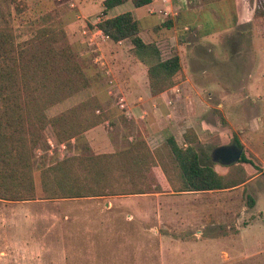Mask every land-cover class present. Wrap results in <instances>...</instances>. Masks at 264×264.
I'll return each instance as SVG.
<instances>
[{"label":"rangeland","instance_id":"1","mask_svg":"<svg viewBox=\"0 0 264 264\" xmlns=\"http://www.w3.org/2000/svg\"><path fill=\"white\" fill-rule=\"evenodd\" d=\"M18 1L22 11L13 12L11 21L16 43L29 42L42 28L64 31L108 109L106 113L101 104L109 125L93 128L88 138L84 133L60 142L66 145L64 158L57 148L48 150L46 141L34 150L33 175L40 198V169L69 156L84 155L86 148L93 154L118 152L147 136L143 129L133 130L127 125L123 131L117 125L115 117L121 111L116 100L120 95L127 97L126 89L118 72H109L108 59L100 56L99 39L91 40L92 32L83 34L87 20L71 6L80 4L86 14H91L87 19L96 22V17L104 14H96L100 0ZM212 1L218 3L152 0L145 7L155 18L146 23L155 19L156 24L162 22L157 28L166 31L165 37L151 32L143 35L146 41L152 38L149 44H156L161 59L178 53L181 57V79L164 97L171 101L169 107L175 106L177 119L182 121L181 130L175 133L178 143L182 144L190 131L197 140L193 146L201 164L223 174L227 168L212 158V152L237 140L251 163L242 164L248 177L245 184L209 192H174L168 188L147 205L139 198H127L110 211L105 198L90 200L100 203L98 212L111 219L110 230L97 229L102 221L87 202L0 200V264H264V13L259 0ZM74 21L80 26L71 42L66 27ZM167 21L172 23L169 29L164 26ZM211 32L218 33L210 37ZM144 58L151 60L145 54ZM121 62L118 57L112 65L118 68ZM82 97L77 96L75 103ZM186 126L190 128L181 134ZM165 136L150 142V148L161 147ZM115 138L121 142L112 144ZM108 142L113 146H104ZM39 148L42 152L36 154ZM138 203V209L150 213L137 214L135 220L128 218Z\"/></svg>","mask_w":264,"mask_h":264},{"label":"trees","instance_id":"2","mask_svg":"<svg viewBox=\"0 0 264 264\" xmlns=\"http://www.w3.org/2000/svg\"><path fill=\"white\" fill-rule=\"evenodd\" d=\"M124 2L105 0L104 13ZM151 2L132 0L135 8ZM211 2L215 1L203 0L205 4ZM259 2L264 13V0ZM22 6L18 0H0V200L97 198L162 193L168 188L174 192H207L245 184L248 177L242 164L251 163L244 155L224 174L217 173L201 164L193 147L197 140L189 131L183 137L184 146L167 136L153 152L138 138L114 153L93 154L86 148L84 155L69 156L40 169L42 195L38 198L34 150L49 137L58 143L76 139L101 125L107 116L95 96L54 117L47 116L51 107L93 87V80L62 30L42 28L29 42L16 43L12 14L20 13ZM164 26L169 29L172 23L167 21ZM96 28L114 43L129 41L131 51L140 54L150 96L166 92L181 79L179 56L161 59L155 46L140 38V22L131 12L106 17ZM144 54L151 60L144 61ZM235 143L241 147L237 140Z\"/></svg>","mask_w":264,"mask_h":264},{"label":"crops","instance_id":"3","mask_svg":"<svg viewBox=\"0 0 264 264\" xmlns=\"http://www.w3.org/2000/svg\"><path fill=\"white\" fill-rule=\"evenodd\" d=\"M105 0H100V9L99 11L96 13H100L101 11H105L104 7H103V2ZM218 3L216 2H212L209 5H214ZM219 3H221L219 1ZM73 7L76 8L77 13L79 14L80 17L86 19L87 21L85 22V28L89 29L90 31H95L96 30V22H93L94 20H89L87 18L91 17V14H86V12H84V10H86L85 8H82L80 4L74 2L72 4ZM146 7H140V8H135L132 4V0H126V2H124L123 4L113 8L110 11L105 12L104 14L106 15V17H113L119 14H123L125 12H131L134 16V18L136 20H138L140 22L141 25V33H140V38L142 39V41L145 44H149L152 43V38H150L149 41H146L144 39V35L143 33H147L149 34L150 32L153 34H157L159 36L162 35V37H165V35H163V33H165L166 31H161L159 30L158 25H162V22H159V24H156V19L147 24L146 20H152L151 18H155L154 15L149 14L146 12ZM77 14V15H78ZM171 18V17H170ZM154 23V24H153ZM89 25V26H88ZM79 22L74 21L70 24L67 25L66 27V33L68 38L70 39L71 42H74V37L73 34L75 33V31L79 32ZM90 27H93V29H90ZM157 28V29H156ZM169 31V30H167ZM218 32H214V33H208V36L212 37L213 35L217 34ZM79 34V33H78ZM150 35V34H149ZM207 36V35H206ZM80 37V36H79ZM159 39V38H157ZM183 40V39H182ZM99 45L101 44V46L98 48V50H102V53L100 56L104 55L106 57V59H108L107 61H109L111 67L109 68V72H118L121 85L126 89L127 92V110L129 115H125L122 112H119V115L116 116L115 118H117V125L121 128V130L125 131V127L127 125L132 126L133 130H144L146 131V136L145 137V143L147 144L148 148L150 151H154L157 149V145H155L154 149L150 148V142L151 144L154 143L155 141H158L160 139V136L163 135L165 136V138L167 136H171L174 138V140L176 141V143L179 146H184V138H183V143L179 144L178 140L176 138L175 133L177 132V130H181V122L179 121V119H177L179 117V115L177 114V111L174 109V107H169L167 105V100L164 97L166 95H169V92H163L155 97L150 96L149 90H148V81H147V77H146V65L144 64V62L142 61V59L140 57H137L135 51H131L132 50V46L130 44L129 41H120L117 43L112 42L110 39L106 40L104 43H101L100 40H98ZM156 44H154L155 46ZM159 50V49H158ZM179 55V53L177 54ZM103 57V56H102ZM121 57V60L123 62L120 63V67L116 68L115 66L112 65L113 61L118 58ZM180 57V55H179ZM181 58V57H180ZM77 96H83L82 98H80L81 100L78 101V103L86 100L89 97L95 96L98 98L100 104H102V106L105 108V112H108L107 106L105 104V99H103L102 95H98V93L95 92L94 87H91L87 90H84L74 96H72L71 98L51 107L50 109H48L47 113L48 116L49 114H51L50 116H55L57 114H59L60 112H62L63 110H66L67 107H65L63 109L64 106H67L69 104H78L75 103L77 101H75L77 98ZM107 97L106 94H104V97ZM101 97V98H100ZM71 106V105H70ZM69 106V107H70ZM106 112V113H107ZM186 128H190L189 126L183 127L181 134L186 132ZM94 129L89 130L85 133V136L88 138L91 134V132H93ZM150 136V137H149ZM165 138L163 137V139L165 140ZM129 140L132 139V137L128 138ZM118 142H121L120 139H116L112 142V144H117ZM111 143V142H110ZM236 144V143H235ZM108 147H112L109 142L107 144ZM160 145V144H159ZM226 146H231V145H226ZM160 147V146H159ZM158 147V148H159ZM196 150L195 145L193 146ZM239 147V146H238ZM197 152V150H196ZM198 153V152H197ZM238 164V163H236ZM228 166H225V168H227ZM213 168V167H212ZM214 169V168H213ZM214 171H216L214 169ZM217 173H219L218 171H216ZM221 174V173H220ZM224 174V173H223ZM216 191H223V190H216ZM209 192V191H207ZM162 193H150V194H136V195H124V196H106V197H97V198H78V199H62L60 202H87L89 204H92L93 206V210L97 213H99L100 216V220L102 222H100L98 225L99 227H97V229H105V230H110L111 229V219L108 217H105L103 215V213L98 212L99 211V207H97V205H100V203H98L97 201H90V200H99L104 199L105 198V206L107 207V210L110 211L113 207V205L115 206H119L121 205V203L119 201H123V200H127V198H139L140 201L144 202L146 205L148 204V201L152 200L151 198H153V196H160ZM149 198V199H148ZM139 201V200H138ZM139 203L136 205V208L133 209L130 214L127 216L130 219L135 220V217L137 214H149V210H143V209H138L139 207ZM68 213L67 211H63V214ZM175 214V213H174ZM96 217H94L92 220H94ZM129 219V220H130ZM137 220V219H136ZM132 221V220H130ZM171 222V221H168ZM145 224H148V222H144ZM170 224V223H169ZM152 227H150V229H152ZM110 237V236H108ZM109 239H107L106 241H108ZM109 242V241H108ZM180 243V242H179ZM226 255V254H224Z\"/></svg>","mask_w":264,"mask_h":264},{"label":"built area","instance_id":"4","mask_svg":"<svg viewBox=\"0 0 264 264\" xmlns=\"http://www.w3.org/2000/svg\"><path fill=\"white\" fill-rule=\"evenodd\" d=\"M163 1H168V0H163ZM72 6V5H71ZM73 7V6H72ZM162 11L159 10V13H161ZM106 18V15L105 14H100L96 17L97 19V23H99L100 21L104 20ZM96 23V24H97ZM87 31L88 32H92V37H91V40L92 38H96L101 40V41H106V40H109V38L107 36H105L100 30H98L96 28L95 31H90L89 29H85L83 31V34H87ZM101 66H104V63L101 62ZM109 84L112 85V82L109 81L108 82ZM176 92H178V90H176ZM109 93V92H108ZM111 93V92H110ZM109 93V95L111 96V94ZM167 104L170 105L172 104L170 100L167 101ZM116 105L117 107L119 108V110L124 113L126 116L129 115L128 113V110H127V100H126V97L124 95H120L117 97V100H116ZM97 114H100V111H96ZM105 125H109V121L106 119L104 122H103ZM46 144L47 146L49 147L48 150H50L51 148H57L58 151L60 152V155H61V158H64L65 156V152L66 151V145L64 143H56L53 139H47L46 140ZM42 152V149H37L35 151L36 154H40Z\"/></svg>","mask_w":264,"mask_h":264},{"label":"water","instance_id":"5","mask_svg":"<svg viewBox=\"0 0 264 264\" xmlns=\"http://www.w3.org/2000/svg\"><path fill=\"white\" fill-rule=\"evenodd\" d=\"M242 149L237 146H220L212 152V158L223 166H230L240 161Z\"/></svg>","mask_w":264,"mask_h":264},{"label":"flooded vegetation","instance_id":"6","mask_svg":"<svg viewBox=\"0 0 264 264\" xmlns=\"http://www.w3.org/2000/svg\"><path fill=\"white\" fill-rule=\"evenodd\" d=\"M229 145H231V146H237L238 149H242L241 147H238V145L235 144V143H231V144H229ZM243 155H244V153H243V149H242L241 159H242Z\"/></svg>","mask_w":264,"mask_h":264}]
</instances>
